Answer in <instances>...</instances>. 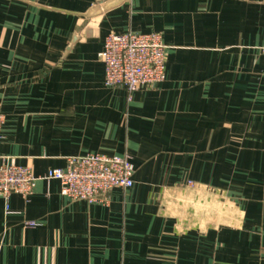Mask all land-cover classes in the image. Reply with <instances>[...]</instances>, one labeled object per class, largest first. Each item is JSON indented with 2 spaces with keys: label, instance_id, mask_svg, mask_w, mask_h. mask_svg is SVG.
<instances>
[{
  "label": "crops",
  "instance_id": "crops-1",
  "mask_svg": "<svg viewBox=\"0 0 264 264\" xmlns=\"http://www.w3.org/2000/svg\"><path fill=\"white\" fill-rule=\"evenodd\" d=\"M109 1L0 0V159L38 177L88 153L134 168L106 202L43 178L7 210L0 197V264H264V0L89 16ZM128 31L167 47L164 81L130 93L105 86L98 59Z\"/></svg>",
  "mask_w": 264,
  "mask_h": 264
},
{
  "label": "built area",
  "instance_id": "built-area-1",
  "mask_svg": "<svg viewBox=\"0 0 264 264\" xmlns=\"http://www.w3.org/2000/svg\"><path fill=\"white\" fill-rule=\"evenodd\" d=\"M264 54V42L260 46ZM167 47L157 31L108 33L98 59L104 65V84L120 87L129 93L153 87L165 79ZM5 117L0 109V131ZM1 139V135H0ZM134 168L127 155L88 153L66 158L65 167L49 169L36 176L30 167L0 159V197L6 203L12 193L29 195L38 178L56 179L60 195L71 200L106 202L111 189L129 188ZM191 184V181H188ZM29 225H34L30 222Z\"/></svg>",
  "mask_w": 264,
  "mask_h": 264
},
{
  "label": "water",
  "instance_id": "water-1",
  "mask_svg": "<svg viewBox=\"0 0 264 264\" xmlns=\"http://www.w3.org/2000/svg\"><path fill=\"white\" fill-rule=\"evenodd\" d=\"M120 1L121 0H111V1H109L107 3H105L104 5H102V7H95V8H93L88 14H89V16H93V15H96L98 13H101L102 11H106L110 7L118 4ZM77 38H78L77 35L74 33L72 35V39H71V42H70V46H72L74 44V42L77 40Z\"/></svg>",
  "mask_w": 264,
  "mask_h": 264
}]
</instances>
